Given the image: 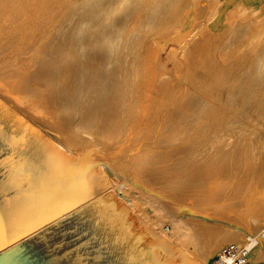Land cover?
Masks as SVG:
<instances>
[{
    "label": "bare ground",
    "instance_id": "obj_1",
    "mask_svg": "<svg viewBox=\"0 0 264 264\" xmlns=\"http://www.w3.org/2000/svg\"><path fill=\"white\" fill-rule=\"evenodd\" d=\"M183 1L184 0H0V97L5 100L7 104L19 109V112L21 110V113L30 121H36L41 124V122L37 120L39 119L45 122L48 125L46 130L42 126H38H40L44 132L46 131L48 133L49 131L47 129H51L52 131L56 132V135H51L55 141L52 139L50 140H52L68 155L74 156L84 146H86V148H90L92 146L95 149H101L98 151V153L110 162V166L117 174L121 173L123 178L129 182L128 184H123L126 186V191L129 189L134 191L135 187L131 185L135 184L139 189L136 191V193L140 196H143V193H146V183L148 182L145 180V178L141 177V175H136L135 171H143L144 167L149 166L154 171L162 173V176H167L166 173H175L178 168H183L180 167V163H177V165L166 166L167 159L165 158L163 152H155L157 154H154L150 160L148 159L149 163L148 161L147 163H144L146 160L143 159V161H141V159H139L140 157L136 158L137 153L134 152H138L142 146V143H146V140H148V143L149 141L150 143L152 142V144L155 142H161L159 143L160 148L166 137L168 138L174 134L172 133V130L173 132L178 133V130L180 129L179 127H181V125H186L187 123L191 124L193 121L196 122L195 119H197L203 113H213L211 111L215 109L214 105V109L212 107H210L212 109H209L208 107L210 112H205L204 108L203 112H199L198 110L201 109L200 107L205 106L206 103L204 104L205 94L204 97H198V95H195L196 92H198L196 91L198 89V87L196 88V83L197 86L199 83H201V86H203L206 79L205 81H201L199 79L200 75L197 74V69L200 70L201 68L204 69L203 72H205V70L208 72L207 77L210 79L208 78L209 82L206 81V85L203 87L209 88L211 86L210 89H212L213 92H211L209 89L206 92L210 91L212 94L214 93V90H219L221 88L220 85H224L222 87H225L228 83V78H230L227 74L234 72L232 67L230 68L232 70L230 72L228 66H225L228 64L227 60H231L232 62L234 61V69L236 66L235 64L239 62L237 60L238 57H241V54L239 55L241 52L240 51L239 53L237 52L239 56L235 53L236 56H238L236 59L238 61L237 63H235L236 56L234 54V58H231L233 57L231 54L234 52V46H232L234 49H231L232 51L230 50L232 52L231 54L229 53L230 58H226L227 60H225L227 64L224 62L223 64L225 65L223 66L222 59L225 57L226 52H224V57L222 55V59L219 56L221 60L220 64L217 62L218 60H215L216 57L214 54V57L211 56L212 52L216 54V51L218 52L219 49L221 50V48H223L221 46L223 44L220 42L223 41L224 38L223 37L221 39L222 32L221 34L219 33V36L218 33L215 35V37L218 36L215 40H218L219 38L221 39H219L218 42L221 48L218 49L220 46L217 45L218 47H216V45H213V47L215 46L216 51H212L211 55L210 53H207V46L209 45L208 42L210 40L209 38L195 39V37L198 38V36H196L197 34L190 32L186 33V35H183L182 30L187 27L193 15L192 11H187L185 15L184 10L187 8L184 10L182 9L181 3ZM188 1L187 2L190 3L189 5L195 8L197 6H203L207 3H218L220 0ZM244 2L245 1L242 0L225 1L224 4L222 3L221 7L218 6L216 9L217 13H215L216 16L212 17L208 24H212L218 28L224 27L226 21H228L227 19H229V21L232 19L230 18L232 13L230 14V17L226 18V11L242 5ZM198 9L200 10L201 7H198ZM233 12L235 13V10ZM184 15L186 16V19L182 21ZM234 16L236 17V14ZM141 17L142 20H140ZM141 22H143L144 25ZM234 24L231 26H234ZM243 25H245V28H249L250 30L248 22H245ZM141 28L142 30L145 29V32L141 31ZM233 28H235V26ZM230 29L232 30V27L226 28L224 30L226 31L225 33L229 31L230 34ZM237 29H235V32H231L232 35L236 34V37H238L237 35L241 36L242 33H247L240 31L239 27ZM165 30L167 31L166 34L164 33L160 35ZM206 30L209 29L206 28ZM244 31L248 30L244 29ZM202 33H204V31ZM211 34L213 35V33ZM157 35H159L158 38L156 37ZM208 35L205 33V37L211 36ZM161 36H165V39L163 40L162 38L160 41ZM247 36H245V38L248 39ZM212 37L214 38V36ZM232 38L233 40H236L235 37ZM242 38H244L243 34ZM170 39L175 40V45L177 42L176 47L174 45L171 48V45L174 43L170 44V42H168ZM233 40L232 44H230L237 45L235 42L239 41L240 39L234 42ZM240 42L242 43V41ZM218 43L216 42L214 44ZM241 43L238 42V45ZM227 45L225 46L228 48ZM225 46L224 50L227 51ZM173 51H175L177 55H180L176 57V61L173 59V62H181L182 66V62L186 60L185 67L187 71L185 68L184 69L189 73H180L179 70L182 69L184 64L181 67L179 64H172L171 61L170 62L172 65L168 63L169 61L167 59L170 56V52ZM247 54H245V56ZM184 55L187 57L185 60H183ZM219 55H221V53ZM248 55L245 59H247ZM254 56L251 58L253 59ZM244 57L241 58V60H243ZM169 58H172V56ZM248 59L250 60V57ZM257 59L258 58H256V60ZM245 61L246 60H244V62ZM253 61L252 65H254L256 62ZM263 61L264 60L261 61L259 57L256 65H251V67L255 68H253L254 71H258L257 73H259V70L264 69ZM244 62L243 64L247 63L249 65V62ZM230 63L231 62H229V66ZM178 65L181 68H179ZM232 65L233 64L231 63V66ZM243 66V68H241L242 66L240 67L241 70L245 69V65ZM236 68H238L237 71L240 70L238 65ZM249 69H251V73H253V69ZM166 70H171L172 72L170 73L169 71V73H166ZM245 71H247V69ZM240 73L241 72H239V75ZM244 73L245 72L243 71L241 75ZM202 74L204 75V73ZM239 75L235 77H239L237 82L239 81L238 83H242L241 81L245 80L247 76L245 77L243 75L240 78ZM232 76L231 78H234V76ZM249 76L252 77L251 74ZM263 76V74L253 75V80H250V82L253 81V88L255 85L257 86L258 84H261L260 82H262ZM247 78L246 81H248ZM233 82H229L228 86ZM190 84H195L196 89H194V86ZM212 84L220 85L219 88L216 87L218 88L216 89L214 86L217 85ZM250 84H252V82ZM250 84L248 86H250ZM187 85H190L191 88L195 90V93L192 89H190V87H188L186 90L183 89L186 88ZM231 85L233 86L234 84ZM242 86L239 85V93H242ZM236 89H238V87L235 88V91ZM245 89L249 90V87L247 88L245 85ZM255 89L256 87L254 90ZM259 89L260 88H258V90ZM223 91L224 90H222V92ZM206 92L204 91V93ZM202 93L200 94L203 95ZM208 94H206L207 99L210 95ZM211 96H213V94ZM260 97L258 98L257 102L260 100ZM212 100L209 102V104L212 103ZM208 101H210V99L207 100V104ZM216 101H213V104H216ZM229 101L234 103L233 97L232 99L230 98ZM254 101V103H256V99ZM220 105L218 104L217 110H219L218 107ZM220 107H222V105ZM223 109L224 108L222 107L220 111L222 112ZM87 112L90 113L89 117H86ZM215 112L217 111L215 110L214 113ZM200 113L202 114L198 115ZM223 115L225 116V114ZM212 117L214 118V115ZM207 119L211 120V116L208 115ZM204 120H198L199 122L196 123H203ZM78 121H85L87 124L92 121L94 123L93 125L91 124V126H89L86 123L79 124ZM201 123L200 125H203ZM204 123H207V120L206 122L204 121ZM190 124L188 127L192 126ZM197 126L198 125H196L195 128H197ZM188 127H185L184 129ZM192 130L194 129L190 127L187 130H183L185 133L189 132L187 138L193 136ZM197 130H199V127L196 129V132H194L195 134L193 133L194 138H196L195 136L198 134ZM216 130L215 132H217L219 135L218 129ZM220 130L221 129L219 128V131ZM221 131H223V129ZM203 132L206 133V135L210 133V131L207 133L206 127L203 129ZM215 132L212 133L217 135ZM199 134L201 137V142H199L200 144L204 142L202 141L203 139L206 140L207 138H203L205 134H202V129ZM182 135L184 136V134ZM216 135L214 136L212 134V136H214L213 141L217 140L215 138ZM163 138L165 139L161 141ZM178 138H180V134ZM132 139H139L140 142H133ZM191 139H188L189 143L186 142L187 140L183 141L184 143L186 142L188 144L185 143V146L182 145L180 148L182 150L180 152H183L189 156L195 154L191 160L192 165L189 167L192 170L190 175H196L202 179V183L197 185L195 187L196 190L193 191V196L195 199L198 200L201 205L208 204L214 207L215 214L213 215L216 217L218 216L217 221L221 220L219 217H222L229 223L235 222V225L238 223L239 227L241 224H243L245 227H247L248 231L253 230L257 223L261 221L259 214H254L257 213L259 209L258 204L260 206L262 203L261 196L264 194L262 192L263 186L261 188V184L260 186L257 184L255 187L253 186L249 189H245L241 192L237 201L219 209L217 206L222 200V197L229 193L226 191L227 184L221 187L222 185L219 186L218 182L213 181V179L216 177H221V173L219 174V171L222 173L225 171L230 173V166L234 161L236 163L240 162L242 167V155H246L247 153H244L243 151L241 154L240 152L243 150V147L247 146L246 149L250 147L247 137V143L244 140L245 146L242 147L241 145L243 141L239 142V147L235 146V148H232L236 149V151L235 153L231 154L225 149L222 150L224 147H221L222 153L218 152V150H216L219 149L218 146H224V144H221V141L219 143L217 140L218 142L216 141V145H213V147L220 155L215 152V156H213L215 153L212 156L210 155L211 152H209V149H211L212 146L210 145L209 141L207 143H209L210 146L204 142V144L207 146V149L203 144L205 147L204 149H206L205 151L202 148L203 145L199 146V148L201 147V150L205 152V154H203L202 152H199L200 149H196L197 151L194 149V147H198V142L195 140L190 141ZM175 140L173 139V141ZM167 141L169 140L167 139ZM179 143L180 144L176 143V145L178 144V147H180L181 144H184L182 143L181 139ZM244 143L242 144L244 145ZM136 145L137 148L135 149L134 146ZM254 146L252 150H256L257 147L254 148ZM167 149L168 147L166 150ZM246 149L245 152H247ZM229 150L230 152H233L231 149ZM211 151L214 152L212 149ZM238 152L240 154H238ZM251 153L250 156L247 154L249 160L251 156L253 158L255 156L254 153ZM261 155L259 154V156ZM210 156L211 160L209 159ZM259 156L257 155V158L255 156L256 161ZM246 157L247 156H245V158ZM253 158L252 160L255 159ZM259 160L261 162L264 161H262L261 158ZM245 161L244 164L246 163ZM150 162H152V164H150ZM255 162L251 161V163ZM247 163L249 164V162ZM248 164L245 165L249 167L250 164L249 166ZM255 165L256 168L254 165L251 167H254L253 169H257V163H255ZM100 167L106 174L108 182L111 186L110 176L107 173V169H112L103 163L100 164ZM259 168H261V170L264 169L263 165H260ZM248 169L250 170V167ZM248 169L244 172L242 169L239 170L242 172H237L236 176L240 175L241 177L242 174L248 176ZM252 170L251 174L249 173L250 171L248 173L251 176H256L254 174L257 171L255 170L256 172L252 173ZM131 171L135 175L132 174ZM232 171L235 172L237 170L232 169ZM263 172L264 170L261 171V173L258 171V173L261 175ZM261 175L258 174V176ZM232 176L233 178H230L234 179V175ZM119 177L121 178L120 175ZM243 177H245V179ZM241 178L242 180L247 179L246 176H242ZM172 179L173 178H171V180ZM131 182L133 184H131ZM259 197H261L259 200L260 202L257 200ZM253 203H256L257 205L255 204V206L258 208L256 207L254 209L255 211L253 210V212L251 211L252 213H249L250 218L252 219L251 220L248 218L249 216H247L249 214L246 210H243V208L252 206ZM261 206L262 207L260 208L262 210L264 207L262 204ZM166 208L171 210L172 205H167ZM184 220H180L179 218V220H176L175 223V230L180 238L181 236L184 238V236L188 235V228L184 224ZM239 222H241L240 225ZM244 226L241 227L243 228ZM234 227L237 228L236 226ZM239 230L242 231V229ZM156 232L170 242L174 243L173 237L166 236L163 232ZM238 233L239 232H237L236 229H231L226 236L227 238H232ZM225 239L210 234L207 242L204 244V246H202L201 259L197 258L192 252L188 251V247L185 243L181 242L182 244L177 246L183 250L195 264H208L211 257L221 251V246L223 245ZM252 246L253 242L250 243V247ZM261 248L262 242L260 246L254 249V253H258ZM252 256L253 254L251 255L250 264L252 263Z\"/></svg>",
    "mask_w": 264,
    "mask_h": 264
},
{
    "label": "water",
    "instance_id": "obj_2",
    "mask_svg": "<svg viewBox=\"0 0 264 264\" xmlns=\"http://www.w3.org/2000/svg\"><path fill=\"white\" fill-rule=\"evenodd\" d=\"M99 150L68 155L0 100V264H195L116 196Z\"/></svg>",
    "mask_w": 264,
    "mask_h": 264
},
{
    "label": "rangeland",
    "instance_id": "obj_3",
    "mask_svg": "<svg viewBox=\"0 0 264 264\" xmlns=\"http://www.w3.org/2000/svg\"><path fill=\"white\" fill-rule=\"evenodd\" d=\"M125 1H128V0H125ZM187 1L188 0H184L181 3V7H182L183 10L185 8H187V9L184 10L185 11L184 12L185 15H186V12L187 11H192V14L193 15H192V18H191L190 22L188 23L187 27L182 30L183 35H186V33H189L190 32V33L197 34L196 36H198V38L195 37V39H201V38H207L208 39L209 38L210 40L208 42L209 45L207 44L208 45L207 46L208 47V50H207L208 52L207 53L208 54L210 53V55H211V52L212 51H216V48H215V46L213 47V45H216V47L220 46L219 43H218L220 38L218 40H215V39L222 32L221 39L224 37L223 38L224 43H223V41H220V42L223 44V45H221L223 48H221V46L218 47V49L221 48V50L220 49L219 50L217 49L218 52L216 51V54L212 52V55L211 56L214 57L213 56V54H214L215 57H216L215 60L216 61L218 60L217 62L220 64L221 63L220 57L222 59L224 57V52H226L225 54L226 55L228 54V55L227 56L225 55V57L222 59V66H223V65L227 64V62L225 60H227L226 58H230L229 55L232 53L231 51L235 48L234 49V52L231 54V56H233V54L236 56L237 52L239 53L241 51L239 53V55L241 54V57L237 54L240 58L238 56H236V58H235V61H236L235 63H237L239 61L238 62L239 64L237 63L235 65L236 66L238 65L239 68L241 66H242L241 68H243L244 67L243 65H245V69H242L241 70V68H240V70H238L239 72H241L240 75H239V72L237 71L238 68H236V66H235L234 69H233V66H234V63L233 62L234 61L232 62L231 60L230 61L227 60L228 61V64L225 65V66H228L230 72L232 70L234 72L235 71L238 72V73L237 72H235V73L234 72L233 73L231 72L230 74L229 73L227 74L230 77V78H228L229 80H227L228 83L229 82H233V80L238 75L240 76V78L243 75L245 77L246 76L248 77L251 74V76H252V77L249 76L248 78L246 77L247 80L249 81V84L252 82V84H250V86H248L249 84H248V81H246V78H245V80L241 81L242 83L245 81L243 83L244 85L242 83H238L239 81L237 82V80L239 79V77L234 80L235 83L234 82L233 83H230L229 86H228V83L226 84V86L228 87V89H227L226 86L225 87H222L224 85L212 84V85H217V86H214L215 88L216 87L219 88V85L221 86V88L219 90H214L213 89L214 90V93H212L213 96H211L212 94L210 93V91L206 92L208 89L211 90V92H213L212 89H210L211 86L209 85V83H208V85L210 86L209 88L207 86H206L207 88L203 87V86L206 85L205 84L206 81L209 82L208 80L210 78L207 77L208 76V72L206 70H205V72H203L204 69H201L200 68L201 72L204 73V75H203L200 72V70L197 69V71H198L197 74L200 75L199 76V79L201 81L202 80L205 81V79H206V81H205L204 85H203V82L204 81L202 82V85L203 86H201V83H199L198 86H197V83H196V88L198 87V89L196 91H198V92H196L195 95L196 96L198 95V97H202V96L204 97V94H205V97H204L205 102L203 100L204 104L205 103L207 104V100L210 99V101H208V104H209V102H211V100L213 98L212 103H210L212 105H210V104L208 105L207 104V106H206V104H205V106L200 107L202 110L201 109H198V110H199V112H201V111L203 112V108H204L205 112H208V111L210 112L209 109H212V108L214 109L213 105L215 106V109L211 111L213 113H206V114L205 113H203V114L200 113V114H198V115H201L202 114L201 116H199L200 119H199V117L197 119H195L196 122H199L198 120L202 121V120L206 119L207 120V123H204V121L206 122V120H204L203 123L200 122L203 125H200V123L197 124L195 121L191 122V124L189 123L190 125H192V126H189V127L190 128H193L195 130V131L192 130V135L194 136V134H195L194 132H196V129H198V127H199V130L200 131L202 129V134L203 135L205 134V135H204V137L202 135L201 136L203 138H207L206 140L202 138L203 139L202 141H204L205 143H207L209 141L210 145L212 146L211 149L214 151V152H212L211 149H209L210 148L209 147L210 145H209V143H207L209 145L208 146L209 147L208 149L210 150V151L209 150L208 151L211 152V154H210L211 156L215 152L217 154H219L218 152L222 153L221 149L223 147L224 148L222 150L225 149V150H227V152L229 151L228 153H230V154L231 153H235L236 149H232V148H235V146L236 147H239V144H240L239 142L243 141L242 143H244V140H245V142L249 140L248 143H250V147H248V149H246L247 146L246 147H243V146H245V143H244V145L241 143V145L243 147V150L241 148L242 151L241 150H240L241 152L239 151L241 154L244 151V153H247L250 156V153L252 152V153H254V155L256 156V158H257V155L259 156V154L260 155L262 154L261 156L258 157L257 161H256L255 156H254L255 159L251 156L250 157V160H249V157H248L247 154L246 155H242L243 156V158H242L243 159L242 167H241V163L240 162L236 163L234 161L233 164L230 166V173H228L226 171L222 173V172L219 171V174L221 173L220 174L221 177H219V178L216 177L215 179H213V181L214 182H218V185L219 186L222 185L221 187H223V186H225L227 184V190L226 191H227V193H229V194H226V195H224L222 197V200L220 201L219 205L217 206V208L220 209L222 207H225L226 205H229V204L234 203L235 201H237L238 200V197H239V195L241 194L242 191H244L245 189H249V188H251L253 186L255 187V185L257 186V184L259 186L261 184V186H260L261 188L263 186L262 192L264 193V172L262 173V175L260 174L261 171H263L264 169L261 170L262 167L259 168L260 165L261 166L263 165V167H264V164H263L264 163V161H263L264 160V155H263L264 154V76H263L262 82H260L261 84L260 85L258 84L257 86L256 85L254 86V88L256 87L255 90L253 88V85H254L253 84V81L250 82V80H253V75L254 74L255 75H257V74H263L264 75V69L263 70H259V73H257L258 71H254L255 68L254 67H251V65L253 64L252 61L254 60V58H255V60L253 62H255V61L256 62L252 66H255L256 65L257 61L259 60V57H260V60L261 61L264 60V0H242V1H245L244 3H242V5H239V6L235 7V8H231V9H229V10L226 11V13H225L226 18L230 17V14L232 13L231 14V17H230L232 19H230V21H229V19H227L228 21H226V24L224 25V27H221V28L220 27L219 28L218 27H215L212 24L209 25L208 23L210 22V20L212 19V17H215L216 16L215 13H217L216 12V9L218 8V6L221 7L222 3L224 4V2L227 1V0H220L218 3L213 2V4L207 3V4H204L203 6H197L195 8L191 7V5H189L190 3H188L189 1L188 2ZM185 2H186V4H185ZM183 5H184V7H183ZM198 7L199 8L201 7V9L199 10ZM179 8H180V5H179ZM236 9H237V11H236ZM234 10H235V13L233 12ZM235 14H236V17L237 18L234 16ZM232 15H233V17H232ZM184 16L182 18V21H184L186 19V16L185 17ZM140 20H142V17H141ZM232 20H234V21H232ZM245 22H248L249 23L250 30H249V28H245L244 27L245 25H243V24H245ZM141 23L144 25L143 22H141ZM232 24H234L235 28H233L234 26H231ZM239 24H240V26H239ZM256 24L259 25V26H257ZM229 26L232 27V30L230 29L231 30L230 31V34H229V31H227V33H225L226 31H224L226 28H231ZM238 27H239V30L240 31L247 32L246 34L242 33L243 36H244V38H242V34L241 33H239V34H241V36L237 35L238 37H236V34L235 35L233 34L234 36L232 35L231 32L232 31L235 32V29H237ZM241 27H242V29H241ZM206 28L209 29V30H206ZM244 29L245 30L247 29L249 31V34H248V31H244ZM237 30H236V32H237ZM141 31L145 32V29L142 30V28H141ZM203 31H204V33H202ZM166 32L167 31L165 30L160 35H162L164 33L166 34ZM205 33H207V35L210 34L211 36L208 35L210 37H207V36L205 37ZM211 33H213V35ZM217 33H218V36L215 37V35ZM158 36L159 35H157L156 37L158 38ZM212 36H214V38ZM245 36H247L248 39L245 38ZM211 37H212V40L213 41L211 40ZM232 37H235L236 40H239V39L240 40L239 41L233 40ZM162 38L164 40L165 39V36L164 37L161 36L160 41L162 40ZM244 39H246V40H244ZM232 40H233V42L236 41L235 44H237V45H238V42L241 43L240 41H242V43L239 44L240 46L239 45L237 46V45H234V44L231 45L232 44ZM168 42H170V44L171 43H174L173 45H171V48H172V46L175 45V40H173V39H170ZM216 42L218 44H214ZM225 45H227L228 48ZM176 46H177V42H176L175 47ZM224 46L227 48V51L224 50ZM232 46H234V48ZM235 46H237L238 49ZM210 48H212V49H210ZM219 51H220L221 55H219L220 54ZM174 52L175 51L170 52V56H172V58H169L170 56L168 54V56H169L168 59H167L169 61L168 63L171 64V62H172V64L173 63L174 64H179L181 66V62L180 63L173 62V59H174V61H176V57L177 56H180L179 54L177 55L176 52L175 53ZM247 53L248 54L251 53V54L248 55ZM245 54L248 55L247 59L250 57V60L248 59V61H247V59H245L246 56H247V55L245 56ZM222 55H223V57H222ZM252 56H254L253 59L251 58ZM183 57H184L183 60H185V58L187 59V57H185V55ZM237 57H238V59H237ZM243 57H244V59L241 60V58H243ZM231 58H234V56L231 57ZM256 58H258V59L256 60ZM169 59H172V60H169ZM244 60H246L245 62H249V65L247 63H245ZM185 62H186V60L182 62V66H183V64H184V66L183 67L181 66L182 69L179 70L180 73H189V72H186L187 69L185 67V65H186ZM224 62H225V64H223ZM229 62H231L233 65L231 66V63H230V66H229ZM243 62L245 64H243ZM240 63L243 64V65H241ZM263 63H264V61H263ZM179 65H178V67L181 68ZM231 67H232V70L230 69ZM184 68L186 69V71H185ZM249 68H252V69L254 68L253 71H252L254 74L251 73V69H249ZM246 69H247V71H245ZM169 71H170V73L172 72L171 70H169ZM169 71L166 70V73H169ZM243 71L245 73L246 72H248V73H246V74L244 73L243 75H241ZM231 74L232 75L234 74L233 75L234 78H231V76H232ZM247 74H249V75H247ZM202 77L203 78L205 77V78L203 79ZM230 79H232V80H230ZM231 84H234L235 86L233 85L234 86L233 87ZM190 85H192V84H190ZM190 85L189 86L187 85V87L186 88H183V89L186 90L188 87H190V89H192V90H193V88L196 89L195 88V84L192 85V86H194L193 88H191ZM239 85L240 86L243 85L242 86L243 88L241 87L242 88V93L241 92L239 93V90H240ZM245 85H246L247 88L249 87V90H252V89L253 90L252 91H249L247 89L248 90L247 91L245 89ZM251 85H252V87H251ZM231 86H232V88H231ZM236 86L238 87V89H236V91H235V88H237ZM202 88H203V91H202ZM218 88H216V89H218ZM258 88H260V89L258 90ZM222 90H224V91L222 92ZM243 90H244V92H243ZM193 91L195 93V90H193ZM204 91L206 93H204ZM200 93H202L203 95H201ZM206 94L209 95L208 96V99L206 98L207 97ZM220 94H221V96H220ZM228 94L231 95V96H229ZM258 94H260V95H258ZM215 96H216V98H215ZM258 96L259 97L261 96L259 101H262V102H259V101L257 102V100L259 98ZM217 97H218V100H217ZM232 97H233L234 103L233 102L231 103L232 100L229 101V99L230 98L232 99ZM255 99H256V103H254L255 102L254 101ZM0 100L2 102H4L13 111H15L20 116H22L29 123H31L39 131H41L45 136L49 137V139H52L53 141H55L52 136L56 135V132L52 131L51 129H47L49 131L48 132L49 134H48L46 131L44 132V130L40 127V126H42L46 130V128H47L48 125L45 122H43V121H41L39 119H37V120L40 121L41 124L38 123V122H36V121L35 122H32L29 119H27L21 113V110L19 112V109H16V107L14 108L13 106L7 104V102L5 100H3L1 97H0ZM213 101H216L215 102L216 104H213L214 103ZM228 102H229V104H228ZM220 103H221L222 107L224 108L222 110V112L220 111L222 109V107H220L221 106ZM218 104L220 105L218 107L219 110H217ZM230 104H231V106H230ZM226 106H227V108H226ZM208 107H209V109H208ZM210 107H212V108H210ZM215 110L217 111V112H215L216 114L214 113ZM89 112H90V110H89ZM223 114H225V116ZM77 115H78V113H77ZM89 115H90V113L87 112L86 117L87 116L89 117ZM208 115L211 116V120L210 119H207L208 118ZM213 115H214V118L212 117ZM222 116H224V117H222ZM78 122H79V124L86 123L85 121H78ZM186 122H188V121H186ZM93 123L94 122L92 121V122H90L88 124L86 123V124L89 125V126H91V124L93 125ZM217 124L218 125L220 124L221 127H220V125L218 126ZM38 125H40V126H38ZM186 125H184V124L181 125V127H179L180 129L178 130V133L173 132V130H172V133H174L172 135H174V136L171 135L168 138L166 137V139L163 138L161 141H163L164 139H165V141H163V143H162V145H161L160 148H159V143H161V142H155V141H153L155 143L152 144V142L150 143V141H149V143H148V140H146V143L145 142L142 143V146H141L140 150L138 152H134V153H137L136 154V158L140 157L139 159H141V161H143V159L146 160V161H144V163L145 162L147 163V161L149 163L150 158H152L154 156V154H157L155 152H158V153L163 152V154L165 155V158L167 159V165L166 166H168V165L169 166L177 165V163H180V167H182L183 169L178 168V170L175 171V173L172 172L173 174L172 173H166L167 176H162L161 175L162 173H160L158 171L157 172L154 171L149 166L144 167L143 168V171H138V170L135 171V174L136 175H138V174H139V176L141 175V177L145 178V180H147V182H148V183H146V190H145L146 193H143L144 194L143 196H140L139 194L136 193V191H138L139 189L137 188L138 186L135 185V184L134 185H131V186L135 187L134 188V191L131 190V189H129L128 191H126V186L123 185V184H128L129 182H127L123 178V175H121V173H119V172H118L119 174H117L116 172H113L112 170L107 169V173L110 176V183H111V186L110 187L112 188V190L114 191V193L116 194V196L133 213H135L138 217H140L147 224H149L155 231L163 232L166 236L173 237L174 243L176 245H178V246H180V244H182V243H185L186 246L188 247L187 250L190 251V252H192L197 258H200L201 257V254H202V246H204V244L207 242V240H208V238L210 237V234H211V235H216L219 238H223V239L226 238L225 241L223 242V245L221 246V249L223 247H225L226 245H228V244L241 243V242H244L245 240L248 241V239L252 240V242H253V252H252L253 256H252V263L251 264H264V208L262 210L260 208V207H262L261 204L264 207V194H262V196H261L262 199H261V197L257 198L258 201L261 199V202L262 203L260 204V206L258 204V207L260 209V212H259V209H258V211L256 210L257 213H255L254 215L259 214V218H260L261 221L259 223L256 222L257 225L255 224L256 226L254 227L253 230H249L248 231L247 230V227H245L243 224L240 225L241 222H239V225H240V227H239L238 226V223H236V225H235V222L229 223V222L226 221V219H224L222 217H219L221 220H218L219 221L218 222L217 221V219H218L217 217L218 216L216 217L215 215H213V214H215L214 207H212L211 205H208V204L207 205H201L198 202V200H196L195 197L193 196V191L196 190L195 187L197 185H199L200 183H202V179H201V177H197L196 175L195 176L194 175H190V173L192 172V170L189 167L192 165L191 160L195 156V154L192 155V156H189V155H187V154H185L183 152H180L182 150L180 148H181L182 145L185 146L186 144H188L189 143L188 142L189 141L188 139H191V137H192V139L190 141L195 140V141L198 142V145H197L198 147H194L195 150L196 149H200L201 150V147L199 148V146H202L204 144V142L199 144V142H201V137L199 136L200 135L199 134V132H200L199 130H197L198 134H197V136H195L196 138H194L193 136H191L190 138H187V135H189V132L186 131L188 133H185L183 131V130H187L189 128L188 125L187 126ZM196 125H198L197 128H195ZM199 125L201 126V128H200ZM209 125H210V127H209ZM215 126H216V129H218L219 135H218L217 132H215V130H216L215 129ZM185 127H188V128L184 129ZM205 127L207 128V133L210 131V133H208V135L210 137L208 135H206V133L203 132V129H205ZM208 127H209V129H208ZM219 128L221 130L223 129V131L220 130L222 133L219 131ZM246 129H247V131H246ZM248 129H249V131H248ZM211 131L217 133L218 136L216 134L212 133ZM175 133H176V135H175ZM211 133L214 136L216 135L215 138L219 141V143L221 141V144H224V146L223 145L218 146L219 149H216V150H218V152L213 147V145L214 146L216 145V141L217 140L215 139L216 141H213L214 136H212ZM179 134H180V138H178ZM182 134H184V136H186V137H184ZM206 136H208V137H206ZM170 137H172V138H170ZM246 137H247L248 140L246 139ZM198 138H200V139H198ZM167 139L169 141H167ZM173 139L174 140L176 139V140L173 141ZM180 139H181L182 143H184L183 141H186V140H187L186 142H188V143L185 142L186 144L185 143L184 144H181L180 147H178V144H180L179 143L180 142ZM196 139H198V140H196ZM208 139H210V140H208ZM211 139H212L213 142L211 141ZM134 140H133V142H140L139 139H136L135 141ZM170 140H172V141H170ZM177 141H179V142H177ZM175 142L178 143V144L176 145ZM211 143H213V144H211ZM157 144H158V147H157ZM225 144H226V146H225ZM154 145H155V147H154ZM173 145H176V146H173ZM204 145H203L202 148L204 149L206 147V149H207V146L205 145V147H204ZM247 145H249V144H247ZM254 145H256V146H254ZM253 146H254V148L257 147L256 150L255 149L252 150L253 149ZM167 147H168L169 150L168 149L166 150ZM134 148L136 149L137 148V145L134 146ZM244 148L247 150V152H245V149ZM194 149H192V150H194ZM206 149H204V151ZM229 149H231V151H233V152H230ZM200 150H199V152H202L203 154H205V152L203 150H201V151ZM239 152H238V154H240ZM216 153L213 156H215ZM232 155H234V154H232ZM179 156H180L181 159L179 158ZM207 156H209V155H207ZM211 156L209 158L210 160H211ZM245 156H247L246 157L247 160H246ZM252 158L254 160H252ZM260 158H261V160L263 162H261L259 160ZM179 159H180V161H179ZM244 161L246 162L245 164H248L247 162H249L250 166H249V164H248V166L250 167V170L248 169L249 167H247V165L244 164ZM251 161L252 162L253 161L254 162L256 161L255 163H257V167L260 170L258 168H257L258 170L257 169H253L254 167H251V166L254 165L255 168H256V165H255V163H251ZM234 163H235V165H234ZM150 164H152V162H150ZM243 164L245 165V168H244V165ZM232 169L233 170H237V171H235L236 173L234 171H232ZM241 169H242L243 172L248 169V171H247L248 176L247 175H243V174L241 175V177L242 176H246V178H247L246 180H244L245 177H243L244 179L242 180V178L240 177V175H237L236 176L237 172H242V171H239ZM251 170H252V173H254V172L257 171L254 174L256 176H251L250 175L251 174ZM258 171H260V173H258ZM131 173H132V171H131ZM132 174H134V173H132ZM226 174H227V176H226ZM258 174L261 175V176H258ZM119 175L121 176V178L119 177ZM232 175H234V179H236V180L231 179V178H233ZM170 177L173 178V179L171 180ZM131 184H133V183L131 182ZM147 193H149V194H147ZM164 199H166V200H164ZM167 199H168V201H167ZM166 203H168V204H166ZM170 204L172 205V208H171V210H168L166 208V206L167 205H170ZM255 204L256 203H253L252 206H247V207H245L246 209L243 208V210H246L248 214L249 213H252L253 210L257 207V206H255ZM211 215L213 217L215 216L216 218L215 217L213 218ZM182 216H185V217H182ZM247 216H249L248 218H250V214L247 215ZM179 218H180V220L181 219L182 220L186 219V220H184V224L188 228V230H187L188 231V235L184 236V238H183V236H181V238H180V236H178V234L176 233V230H175L176 229L175 228V223H176V220H179ZM215 219H216V221H215ZM234 226H236L237 228H235ZM241 226H244V227L242 228ZM238 228L239 229H242V231L239 230ZM231 229H236L237 232H239V233L237 235H235L234 237H232V238H227L226 235L230 232ZM244 229H246V230H244ZM261 242H262V248L260 249V251H258V253H254V249L256 247L260 246ZM216 255L217 254H215V255H213L211 257V259L209 260V263L208 264H212L213 259H214V257Z\"/></svg>",
    "mask_w": 264,
    "mask_h": 264
},
{
    "label": "built area",
    "instance_id": "obj_4",
    "mask_svg": "<svg viewBox=\"0 0 264 264\" xmlns=\"http://www.w3.org/2000/svg\"><path fill=\"white\" fill-rule=\"evenodd\" d=\"M250 239L228 244L214 257L212 264H250L253 246Z\"/></svg>",
    "mask_w": 264,
    "mask_h": 264
}]
</instances>
